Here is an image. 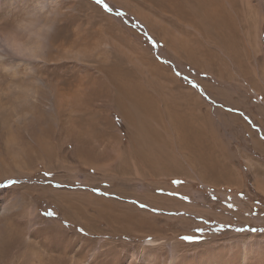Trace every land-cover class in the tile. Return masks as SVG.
<instances>
[{
	"label": "rangeland",
	"instance_id": "obj_1",
	"mask_svg": "<svg viewBox=\"0 0 264 264\" xmlns=\"http://www.w3.org/2000/svg\"><path fill=\"white\" fill-rule=\"evenodd\" d=\"M217 1L60 0L39 83L0 71V264H264V0ZM139 94L191 122L168 173L130 160Z\"/></svg>",
	"mask_w": 264,
	"mask_h": 264
},
{
	"label": "clouds",
	"instance_id": "obj_2",
	"mask_svg": "<svg viewBox=\"0 0 264 264\" xmlns=\"http://www.w3.org/2000/svg\"><path fill=\"white\" fill-rule=\"evenodd\" d=\"M60 0H28L7 23L0 22V71L23 72L39 83L34 65L47 63L51 37L60 16Z\"/></svg>",
	"mask_w": 264,
	"mask_h": 264
},
{
	"label": "bare ground",
	"instance_id": "obj_3",
	"mask_svg": "<svg viewBox=\"0 0 264 264\" xmlns=\"http://www.w3.org/2000/svg\"><path fill=\"white\" fill-rule=\"evenodd\" d=\"M215 1L218 2L217 0H210L211 3H214ZM183 7H184V5H183ZM221 11L223 12L224 10L221 8ZM211 12H212V10H211ZM187 21H188V19H187ZM188 23H190V22H188ZM129 91L131 92L132 90H129ZM138 92L139 91H136V93H138ZM128 95H130V94H128ZM140 95L141 94H139V98H137L136 96L132 97L133 98L132 101L135 100L134 108H128L126 111V115L128 118L127 121L129 122V124L133 128V135L137 138V140L135 139L136 144L141 145V146L145 145V148L141 147V148H138L135 151H133L130 154V160L133 161L132 164L136 168L137 172H140L141 170L144 171L142 166H146V169L153 174L168 173L170 171V169L167 167L168 165L165 163V158H167L169 156L164 149L166 144L164 145L165 140H164V134L162 133L164 128H163V125L161 124V120H162V118H166L169 121L170 130H172L174 132L176 137L180 136L181 139L179 138V140H181L182 143H183L184 131H186L187 128L189 130L192 129V127H190L191 122L185 116L177 117V113L171 109H169V110L164 109L163 110L164 112L162 114H160L158 112V109L156 108V103H157L156 101L157 100L147 101V99H146V102L148 103V105L151 106L152 108H154V112H152V111L145 112L144 111L145 106L141 105V101L144 98H143V96H140ZM142 95H144V94H142ZM130 96H128V97H130ZM164 130H166V129H164ZM134 132H135V134H134ZM157 145H160L161 148L157 147ZM181 145L184 148V144H181ZM139 166H141V169L139 168ZM123 169H125V167H123L122 170ZM35 262H37L35 264H41L39 257H37V259L35 257Z\"/></svg>",
	"mask_w": 264,
	"mask_h": 264
},
{
	"label": "snow or ice",
	"instance_id": "obj_4",
	"mask_svg": "<svg viewBox=\"0 0 264 264\" xmlns=\"http://www.w3.org/2000/svg\"><path fill=\"white\" fill-rule=\"evenodd\" d=\"M98 2H100V0H98ZM46 215L51 217V216H54L55 214L53 212H47ZM81 231H83V230H81ZM185 239H192V237H185Z\"/></svg>",
	"mask_w": 264,
	"mask_h": 264
}]
</instances>
